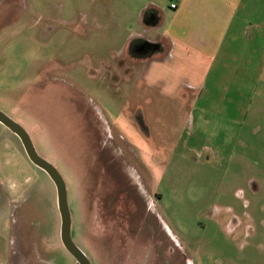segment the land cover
<instances>
[{"label": "rangeland", "instance_id": "rangeland-1", "mask_svg": "<svg viewBox=\"0 0 264 264\" xmlns=\"http://www.w3.org/2000/svg\"><path fill=\"white\" fill-rule=\"evenodd\" d=\"M152 1L174 0H0V109L64 176L93 264H244L227 235L252 189L264 230V0L239 9L202 89L168 68L133 98L105 63ZM60 228L54 183L0 124V264H77Z\"/></svg>", "mask_w": 264, "mask_h": 264}, {"label": "crops", "instance_id": "crops-1", "mask_svg": "<svg viewBox=\"0 0 264 264\" xmlns=\"http://www.w3.org/2000/svg\"><path fill=\"white\" fill-rule=\"evenodd\" d=\"M250 1L174 0L172 3H176L177 8L172 9L171 3L170 12L157 6L154 1L147 2L138 12L141 30L127 39L116 59L105 63L107 70L111 73L116 71L120 90L127 91L133 98L138 96L135 91L137 78L138 82L142 80L148 83L150 79L157 81L161 79L158 71L167 72L168 68L180 77V83L176 87L185 85L187 91L197 92L204 87L213 59L236 20L239 9H248ZM261 24L262 27L257 24H253V27L262 30L264 35V20ZM139 41L157 48L156 53L144 57L132 55L131 46ZM226 89L229 90V86ZM246 196V219L232 223L231 232L227 235L229 253L234 254L239 247L238 241L241 247L243 242L244 264H264V230L259 228L263 221L254 217L257 194L252 189ZM263 209L264 206H261V210ZM238 231L241 232L238 234Z\"/></svg>", "mask_w": 264, "mask_h": 264}, {"label": "water", "instance_id": "water-1", "mask_svg": "<svg viewBox=\"0 0 264 264\" xmlns=\"http://www.w3.org/2000/svg\"><path fill=\"white\" fill-rule=\"evenodd\" d=\"M0 124L20 140L29 161L36 168L47 174L54 183L61 219L60 237L64 248L75 259L77 264H92L88 255L73 238V217L69 204L68 187L64 176L52 162L40 155L27 129L1 109Z\"/></svg>", "mask_w": 264, "mask_h": 264}, {"label": "flooded vegetation", "instance_id": "flooded-vegetation-1", "mask_svg": "<svg viewBox=\"0 0 264 264\" xmlns=\"http://www.w3.org/2000/svg\"><path fill=\"white\" fill-rule=\"evenodd\" d=\"M139 23V22H138ZM157 48L151 46L149 43L147 42H134L131 46V54L137 57H144V56H152L156 53ZM112 74L116 77L117 80V74L116 71H112ZM77 243V241H75ZM78 244V243H77ZM79 245V244H78ZM80 246V245H79ZM81 247V246H80ZM83 249V248H82ZM85 251V250H84ZM85 253L88 255V257L90 258L92 264L93 261L90 257V255L85 251Z\"/></svg>", "mask_w": 264, "mask_h": 264}, {"label": "built area", "instance_id": "built-area-1", "mask_svg": "<svg viewBox=\"0 0 264 264\" xmlns=\"http://www.w3.org/2000/svg\"><path fill=\"white\" fill-rule=\"evenodd\" d=\"M171 8H172V9H176V8H177V4H176V3H172V4H171Z\"/></svg>", "mask_w": 264, "mask_h": 264}]
</instances>
